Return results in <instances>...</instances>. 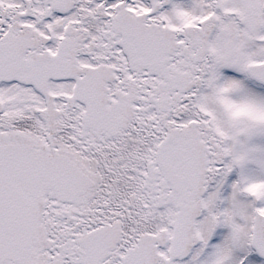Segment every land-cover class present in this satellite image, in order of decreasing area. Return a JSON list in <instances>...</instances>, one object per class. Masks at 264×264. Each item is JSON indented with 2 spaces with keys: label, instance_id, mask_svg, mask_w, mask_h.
Segmentation results:
<instances>
[{
  "label": "snow or ice",
  "instance_id": "6c2138e0",
  "mask_svg": "<svg viewBox=\"0 0 264 264\" xmlns=\"http://www.w3.org/2000/svg\"><path fill=\"white\" fill-rule=\"evenodd\" d=\"M0 264H264V0H0Z\"/></svg>",
  "mask_w": 264,
  "mask_h": 264
}]
</instances>
